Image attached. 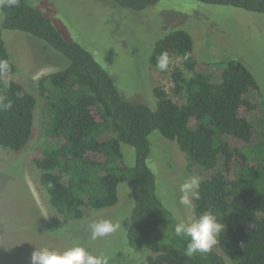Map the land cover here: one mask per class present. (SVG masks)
<instances>
[{"label":"trees","instance_id":"16d2710c","mask_svg":"<svg viewBox=\"0 0 264 264\" xmlns=\"http://www.w3.org/2000/svg\"><path fill=\"white\" fill-rule=\"evenodd\" d=\"M109 1L142 12L163 0ZM190 1L264 14V0ZM0 10V65H6L0 68V150L12 154L27 145L40 98L3 79L15 67L1 31L41 40L68 62L65 69L38 80L39 93L46 95V101L40 98L43 130L30 159L60 218L81 220L90 210L114 207L117 187L124 183L133 200L128 245L144 246L142 250L151 253L140 264H264V100L243 63L231 60L212 66L199 61L193 56L190 35L170 31L152 45L149 63L158 70L157 62L166 52L168 66L179 58L188 76L182 69H173L171 91L180 101L155 86L156 106L151 109L124 100L89 51L64 39L25 0H0ZM8 102L11 108H3ZM155 131L176 144L190 174L198 180L194 192L198 198L192 196L193 217L210 211L224 225L218 251L212 248L189 257L185 254L188 239L183 236L144 244L154 233H168L170 218L147 166L148 138ZM121 145L134 150L132 167L123 165Z\"/></svg>","mask_w":264,"mask_h":264},{"label":"rangeland","instance_id":"374dc122","mask_svg":"<svg viewBox=\"0 0 264 264\" xmlns=\"http://www.w3.org/2000/svg\"><path fill=\"white\" fill-rule=\"evenodd\" d=\"M25 1L39 10L64 39L89 51L108 72L120 96L130 103L155 109V86L180 101L173 96L170 78L173 69L183 70L180 59L174 58L164 71L153 69L149 63L152 45L174 30L190 35L193 56L199 61L212 66L231 60L243 63L257 81L264 100V14L190 0H163L142 12L119 8L109 0ZM2 18L0 10V29ZM1 35L15 67V72L3 79L18 83L45 103L46 95H40L38 80L65 69L67 60L27 34L4 30ZM39 99L27 145L12 154L0 150V264H31L34 251L63 252L73 246L107 258V264H140L151 253L146 248L142 250L144 246L128 245L133 200L126 184L118 185V203L114 207L90 210L81 220H63L51 208L48 194L39 182L40 172L30 160L43 130ZM148 139L147 166L155 176L156 195L170 218L166 222L168 233H154L145 245L180 239L175 233L169 236L171 229L179 220L194 218L192 202L190 206L180 203L185 195L182 185L194 178L184 156L175 143L157 131ZM121 153L123 165L132 167L134 150L121 145ZM196 187L188 193L191 200ZM103 221L110 222L113 231L93 239L90 225ZM212 248L218 251L217 244Z\"/></svg>","mask_w":264,"mask_h":264},{"label":"clouds","instance_id":"9594fccd","mask_svg":"<svg viewBox=\"0 0 264 264\" xmlns=\"http://www.w3.org/2000/svg\"><path fill=\"white\" fill-rule=\"evenodd\" d=\"M14 3L15 0H10ZM170 58L166 52L162 53L157 67L164 71L167 69ZM6 65H0V68ZM11 102L4 103L3 108H11ZM198 185L196 178L187 180L181 188L185 193L181 197L180 203L185 206L191 205V198L188 193ZM193 198H198V193H193ZM92 238L104 236L113 231L110 222L103 221L90 225ZM224 225L218 220L217 216L210 211L203 212L198 218L179 220L174 226L176 236H183L188 239L185 254L189 257L196 253L206 254L218 242V237ZM31 264H107V258L90 253L81 246L70 247L63 252L43 249L34 251L31 255Z\"/></svg>","mask_w":264,"mask_h":264}]
</instances>
